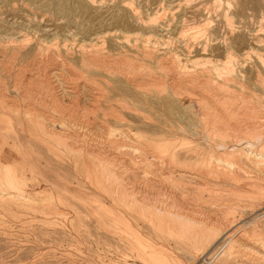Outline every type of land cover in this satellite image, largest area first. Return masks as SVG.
Here are the masks:
<instances>
[{"label": "rangeland", "instance_id": "rangeland-1", "mask_svg": "<svg viewBox=\"0 0 264 264\" xmlns=\"http://www.w3.org/2000/svg\"><path fill=\"white\" fill-rule=\"evenodd\" d=\"M250 5L253 6L250 7ZM262 13L264 14V0H0V98H2L0 100V138L4 139L6 147L10 150V155L13 157L15 155L19 161L22 158L26 160V164L23 165L24 162H22L19 166L20 170L23 166L25 167L26 177V179L21 180V192L24 190V195L27 196H41L39 197L41 201L30 203V205L21 201L20 205L14 208V215L10 212H5V215L0 216V264H164L157 258L158 261L154 262V260L147 258V255H143L141 248L142 246H147L146 240H151L154 248L159 253H168L167 255L170 258L168 264H190L187 261V256L189 253L196 252L192 245L181 240L183 247L179 242L180 237L177 231L172 233L164 231L162 234L155 225H151L155 222L149 221V217L155 216L153 211L144 214V212L137 209L136 213H131L127 203H119V199L122 200L119 195L125 198L130 194L141 198L145 196L144 201L163 202V204L173 203L177 206L179 203L177 201L178 198H173V200L171 198L175 194L174 188H176L178 192H183V198H186L188 204H190L189 207H193L195 206L194 201H192L193 188L197 184L187 181L174 182L172 183L173 185L164 184L161 169L165 157L162 159L155 158L156 160L148 158L149 150L146 151V149L141 148L142 150L135 151L130 147V142H124L121 139L116 140L117 145L115 146L117 149H112L113 151L111 150V152L108 148H104L105 145L100 146V141L103 140H98V137L100 136L99 138H101L103 135L102 138L108 137V134L112 131H118L117 133L122 136L128 131L132 134L133 131L130 132L131 129L137 130L136 133L140 134L142 132L138 129L142 128L159 132L163 135L173 134L175 137L178 136V138L187 136L189 140L196 141L197 135L204 131L198 127L194 111L199 109L198 103L200 107L205 105L203 107L205 109L206 104L209 102L207 106L212 104L210 107L213 105L215 107L212 109L213 111L215 110L213 112L214 116H212L213 113H210L211 108H207L212 116L210 125L219 123L217 124L218 127L222 128L223 116L227 113V108L224 106L233 105L236 108L243 106V104L255 106L250 111V118L245 115L244 117L239 112H237L238 115L235 113L237 116L232 115V123H235L234 125L240 123L238 125L241 126V124L243 125L246 122L249 125L264 124V29L261 30L260 28V15ZM126 35L128 38L125 37ZM238 41H241L242 44ZM146 47L147 49H145ZM224 47H227V49ZM143 49L145 50L144 53ZM242 50L244 51L242 52ZM88 55L103 61L109 66L113 65L111 67L113 70L115 69V72L121 70V68L125 70L124 68L129 67V69H126L128 70L127 72L131 74L135 72L136 77L140 78L141 82L148 80L151 74V82L155 81L156 78L160 79L163 77L161 79L164 80L163 82L167 83L169 81L170 83L171 80H168V78L171 77V73H175L174 76H176L177 81H180L178 83L180 88L178 87L177 91L181 93L182 90H186L185 92L182 91L181 95L176 92L180 96L174 95L172 91L171 94L166 93L169 92V88L168 90L166 88L167 91L164 92L163 88H157L156 86L151 88L145 86L139 90L132 89L130 96H118L116 92L112 91L109 94H105L106 96L110 95L112 100H106V97L101 98L99 102L101 105L96 104L94 106V104H89V100L85 96L91 97L92 94L88 89L82 87L84 86V80L87 81L91 78L92 82L90 79L88 81L89 85L93 86L95 84L96 86L93 87H97L103 80L107 81V79L111 78L110 76L113 74L103 70L98 71L88 65L85 67L82 60L86 61ZM103 56L105 57L104 59ZM171 57H173V63L170 62ZM199 57L201 59L199 60L200 62H198ZM215 59H219L223 63L217 62ZM261 59L263 60L262 62ZM64 60L67 62V66ZM228 60H232V70L224 69L226 67L225 62ZM244 62L246 65H244ZM258 63L259 65L257 66ZM117 66L120 68L117 69ZM135 66L139 68L136 67L134 69ZM220 67L223 69L221 70ZM239 67H242L243 70L239 69ZM164 69L169 70L165 72L166 70L163 71ZM214 69L218 71L216 70V72ZM258 69L260 72H257ZM244 71H247L246 74ZM189 72L190 75L192 74L191 76ZM247 73H251V76ZM180 74L181 77H179ZM224 74L226 75L225 77ZM19 81L21 82L19 83ZM192 81L195 83H192ZM214 81L216 83L211 84ZM45 82L46 84H44ZM110 83L112 84L113 82L110 81ZM21 86L23 89H21ZM246 86H248L247 89ZM43 87H46V89ZM187 89L188 92L191 91L190 94H193L192 96L189 95L188 97ZM211 89L214 90L211 91ZM186 92L187 94H185ZM54 96L62 97L63 103L61 102L58 105L53 103L52 105L49 100L51 101L50 97ZM198 96L199 99L197 98ZM222 96L223 98L224 96L230 98L229 104H224ZM44 97L47 98L45 99ZM248 97L249 99H246ZM201 98L203 99L200 100ZM204 99L206 100L204 101ZM125 100L127 103L131 102L132 104L121 103L125 102ZM193 101L196 102L198 107L193 106L195 104ZM111 103L112 105H110ZM163 104H174L175 107L171 112ZM177 105L178 108H182L178 109ZM90 108L91 111H88ZM106 108H109L108 110L110 111ZM27 109L30 110L28 111ZM54 110L57 111L55 112ZM26 111L32 115L26 116ZM135 111H138L137 114ZM186 113L188 116L185 115ZM38 115L43 117H38ZM104 115H107V117ZM255 116H258L259 119H253ZM45 117L49 120L43 119ZM118 117L122 119L117 120L119 119ZM185 117L186 119H184ZM30 118L31 121H28ZM104 118H108V122ZM123 118L126 119L123 121ZM24 119L25 121H23ZM171 120L172 123H170ZM212 120L213 122H211ZM52 121L54 123L57 122L55 124L59 123V125L61 123L66 124L65 127L72 129L71 131L75 137L78 136L77 143L79 147L74 148L75 151H70L69 147L65 149L63 146L66 143L61 141L60 146H62L63 150L60 152L58 150V141H50L44 137V128L53 123ZM40 123L43 124L40 125ZM111 126L112 128H109ZM180 127L184 131L182 129L181 131ZM172 129L174 131L170 134ZM209 129L211 130V128ZM82 146H86V149L94 148L101 151L100 157L102 160H99V165L94 164L91 159H87L86 154H80L82 152L81 149H83ZM108 150L110 153H108ZM178 152H180L178 157H167L166 161L174 165L177 163L176 165L179 167L183 168L184 166L185 168L188 165L184 163L186 162L184 156L187 153L185 149H180ZM213 154L215 156L219 155L220 151H215ZM68 156L69 158H67ZM112 157L116 160L114 159L115 163L111 164L115 165L113 167L108 166L105 171L102 165L109 163V158L112 159ZM194 158H196V155H194ZM189 166L195 170L198 169V171L204 169L195 163ZM122 176H125V179ZM107 177L112 181L107 179ZM195 180L201 184L205 183L200 178H195ZM113 182L115 183L114 185H112ZM130 185L132 186L129 187ZM133 187L134 189H132ZM122 188L126 189L123 190ZM155 188L159 192L155 191ZM43 189H46L47 192L43 193ZM51 192L56 195L55 200H53L54 198L51 199L53 203L46 196ZM191 194L192 196L189 197ZM201 202L207 211L217 208L216 214L220 216L228 215L224 213L226 208L224 204L220 206L218 205L219 202H215V205H217L213 206L214 203L207 199H202ZM256 206L254 207L256 211H264L262 203ZM99 211L102 212L103 216L99 214ZM242 217V221L244 219L246 221L251 220L252 214L246 213ZM116 219H121L123 223L134 225L131 229L141 235V246L135 245V250H132L134 244H126L128 237H121V242L118 236L112 235L110 231L107 233L103 227L99 228ZM41 221L47 223L43 224ZM71 221L74 222V226L70 225ZM134 223L138 224V226ZM93 232L96 233L94 234ZM100 235L101 238L98 237ZM185 243L186 246L188 245V249ZM181 247L182 249H180ZM141 256L144 258H141ZM172 257H175V259H171ZM206 257L207 255L199 257L198 264L203 262L209 264ZM112 261L115 262L112 263ZM191 264L197 263L195 261Z\"/></svg>", "mask_w": 264, "mask_h": 264}, {"label": "bare ground", "instance_id": "bare-ground-1", "mask_svg": "<svg viewBox=\"0 0 264 264\" xmlns=\"http://www.w3.org/2000/svg\"><path fill=\"white\" fill-rule=\"evenodd\" d=\"M251 1V0H250ZM247 2V1H246ZM255 3V2H254ZM84 5V4H82ZM238 5V4H237ZM253 5H250V7H252ZM236 8V7H235ZM230 9V8H229ZM130 10V9H129ZM256 10V9H255ZM254 11V10H253ZM258 12L260 13V11L258 10ZM257 12V13H258ZM239 14L241 15V13L239 12ZM250 14V13H249ZM124 17V16H123ZM243 18V17H242ZM260 28L261 30L264 29V14L262 13L260 15ZM119 19V18H118ZM130 20V19H129ZM197 35V34H196ZM126 38H128V36H125ZM173 38V37H172ZM188 38V37H187ZM196 38V37H195ZM211 38V37H210ZM256 38V37H255ZM197 39V38H196ZM29 40V39H28ZM195 40V39H194ZM259 40V39H258ZM24 41H26L24 39ZM158 41V39H157ZM196 41V40H195ZM206 41V39H205ZM204 41V42H205ZM228 41V40H227ZM231 41V40H230ZM257 41V40H256ZM255 41V42H256ZM169 42V41H168ZM241 42V41H238ZM260 42V41H259ZM164 43V42H163ZM244 43V42H243ZM247 43V42H246ZM172 44V43H171ZM197 44V43H196ZM231 44V43H230ZM242 44V42L240 43ZM245 44V43H244ZM255 44V43H254ZM253 44V45H254ZM165 45V44H164ZM214 45V44H213ZM226 45V44H225ZM224 45V46H225ZM247 45V44H246ZM148 46V45H147ZM203 46V45H202ZM205 46V44H204ZM203 46V47H204ZM248 46V45H247ZM6 47V46H4ZM16 47V46H15ZM14 47V49L16 50V48ZM98 47V46H97ZM145 47V44H144ZM200 47V46H199ZM207 47V46H206ZM205 47V48H206ZM235 47V45H234ZM253 47V46H252ZM1 48V46H0ZM227 49V47H224ZM232 48V46H231ZM236 48V47H235ZM234 48V49H235ZM147 49V47L145 48ZM155 49V48H154ZM190 49V48H189ZM225 49V50H226ZM239 49V48H238ZM254 49V48H253ZM252 49V50H253ZM7 50V49H6ZM14 50V51H15ZM86 50V49H85ZM144 50V49H143ZM142 50V51H143ZM169 50V49H168ZM177 50V49H176ZM200 50V49H199ZM204 50V49H203ZM207 50V48H206ZM224 50V51H225ZM251 50V51H252ZM179 51V50H178ZM208 51V50H207ZM227 51V50H226ZM244 50H242L243 52ZM246 51V50H245ZM248 51V50H247ZM250 51V50H249ZM145 52V50L143 51V53ZM147 52V51H146ZM191 52V51H190ZM200 52V51H199ZM255 52V50H254ZM234 53V52H233ZM247 53V52H245ZM250 53V52H249ZM253 53V52H252ZM257 54H259L256 51ZM93 54V53H92ZM98 54V53H97ZM169 54V53H168ZM178 54V53H177ZM194 54V53H193ZM244 54V53H243ZM251 54V53H250ZM3 55V54H2ZM148 55V54H147ZM145 55V56H147ZM175 55V54H174ZM226 55V54H225ZM260 55L262 56V54L260 53ZM247 56V55H246ZM245 56V57H246ZM249 56V55H248ZM253 56V55H251ZM97 57V56H96ZM108 57V56H107ZM119 57V56H118ZM166 57H168L166 55ZM178 56L176 55V58ZM242 57V56H241ZM99 58V57H98ZM105 57L103 56V59ZM173 57H171L170 62H174V60H172ZM102 59V58H101ZM102 59V60H103ZM120 59V58H119ZM164 59V58H163ZM168 59V58H167ZM178 59V58H177ZM211 59V58H210ZM240 59V57H239ZM238 59V60H239ZM241 59H245V58H241ZM52 60V59H51ZM106 60V59H105ZM131 60V59H130ZM162 60V59H161ZM169 60V59H168ZM199 60L200 57L198 58V62H200ZM208 60V59H207ZM166 61V59H165ZM164 61V62H165ZM197 61V60H196ZM206 61V59H205ZM209 61V60H208ZM215 61H219L215 59ZM235 61V60H234ZM257 61V60H256ZM263 60L261 59V62ZM125 62V61H124ZM134 62V61H133ZM168 61V63H170ZM176 62V60H175ZM220 63L223 61H219ZM64 63L67 66V62L64 60ZM82 63L85 65V67H87L86 65H88L91 68L97 69L98 71L103 70V71H107L111 75L109 79H107V81L103 80L101 82V84H98L97 87H93L96 86L95 84L89 85L90 83H88L89 80L85 81L84 80V86H82L85 89H88L91 92V97L87 96V99L89 100V104H94V106L97 104H99V102L101 101V98H105L106 100H112V97L110 95L106 96L105 94H109L112 91L116 92L118 96H130L131 95V91L132 89L135 90H139V89H143V87L147 86V87H159V88H163L164 92L168 90L169 88V92L166 93H170L171 91L174 92V95H181L183 92H185V90L181 91V93H179V91H177V88L180 86H178V82L176 76H174L175 73H171V79L168 78V80H171L170 83L169 81L167 82L168 85H166V82H163L164 80H161L162 78H156V80L153 82H151V72L149 73V78L148 80L145 81H140L136 76L135 72L129 73L127 72L128 70H126L127 68L129 69V67L124 68L125 70H122L123 68H121V70H118L115 72V69L113 70L111 66H109L108 64H105L103 61L98 60L93 58L91 55H88L86 57V61L82 60ZM113 63V62H112ZM166 63V62H165ZM203 63V62H202ZM206 63V62H205ZM209 63V62H208ZM226 63V67H224V69H228V70H232V60H228ZM242 63V62H241ZM5 64V63H3ZM82 64V66H83ZM201 64V63H200ZM264 64V62H263ZM8 65V64H7ZM123 65V64H122ZM134 65V64H132ZM163 65V64H162ZM166 65V64H165ZM164 65V66H165ZM170 65V64H169ZM206 65V64H205ZM210 65V63H209ZM211 65H212V59H211ZM210 65V66H211ZM244 65L245 62H244ZM254 65V64H253ZM259 65V63L257 64V66ZM115 66V65H114ZM163 66V67H164ZM171 66V65H170ZM174 66V65H173ZM197 66H199L197 64ZM213 66V65H212ZM220 66V65H218ZM223 66V65H222ZM256 66V67H257ZM88 67V68H89ZM126 67V66H125ZM137 66L134 67V69ZM141 67V66H140ZM159 67V66H158ZM161 67V65H160ZM167 67V66H166ZM183 67V66H181ZM203 67V66H202ZM243 67V66H242ZM242 67H239V69H242ZM115 68V67H114ZM117 69L120 67H116ZM139 68V67H137ZM162 68V67H161ZM165 68V67H164ZM168 68V67H167ZM170 68V67H169ZM172 68V67H171ZM175 68H177L175 66ZM185 68V66H184ZM213 68V67H212ZM217 68V65H216ZM221 70L223 69L222 67H220ZM263 68V67H262ZM69 69V68H68ZM72 69V68H71ZM174 69V67H173ZM180 69V68H179ZM202 69V68H201ZM251 69V68H250ZM249 69V70H250ZM44 70V69H43ZM87 70V69H86ZM133 70V69H132ZM142 70V69H141ZM161 70V69H160ZM166 69H164L163 71H165ZM169 70V69H167ZM167 70L165 72H167ZM171 70V69H170ZM175 70V69H174ZM186 70V69H185ZM205 70V68H204ZM215 70V69H214ZM217 70V69H216ZM215 70V71H216ZM246 70V69H245ZM248 70V69H247ZM264 70V69H263ZM50 71V70H49ZM63 71V70H62ZM67 71V69H66ZM131 71V70H130ZM134 71V70H133ZM136 71V70H135ZM180 71V70H179ZM214 71V72H215ZM218 71V70H217ZM216 71V72H217ZM253 71V70H252ZM140 72V71H139ZM175 72V71H174ZM183 72V71H182ZM186 72V71H185ZM203 72V71H202ZM228 72V71H227ZM235 72V71H234ZM243 72V71H242ZM245 72V71H244ZM247 72V71H246ZM245 72V74H246ZM257 72H260L259 69L257 70ZM68 73V72H67ZM135 76H134V74ZM142 73H144L142 71ZM192 73V72H191ZM195 73V72H194ZM206 73V72H205ZM219 73V72H218ZM225 73V72H224ZM229 73V72H228ZM238 73V72H237ZM252 73V72H251ZM250 73V74H251ZM254 73V71H253ZM91 74V73H90ZM98 74V73H95ZM105 74V73H104ZM183 74V73H181ZM181 74L179 77H181ZM188 74V72H187ZM216 74V73H215ZM248 74V73H247ZM248 74V75H250ZM262 74V73H260ZM40 75V74H39ZM50 75V74H49ZM94 75V74H93ZM148 75V73H147ZM166 75V74H165ZM169 75V74H168ZM185 75V74H184ZM190 75V72H189ZM192 75V74H191ZM190 75V76H191ZM229 75V74H228ZM232 75V74H231ZM139 76V75H138ZM160 76V75H159ZM213 76V74H212ZM217 76V75H216ZM226 75L224 74V77ZM251 76V75H250ZM85 77V76H84ZM83 77V78H84ZM141 77V76H140ZM155 77V76H154ZM178 77V78H179ZM194 77V75H193ZM197 77V76H196ZM254 77V76H253ZM88 78V77H87ZM184 78V77H183ZM186 78V76H185ZM191 78V77H190ZM250 78V77H248ZM102 79V78H101ZM196 79V78H195ZM235 79V78H234ZM252 79V78H251ZM260 79V78H259ZM258 79V80H259ZM264 79V78H263ZM51 80V79H50ZM144 80V79H143ZM189 80V79H188ZM197 80V79H196ZM210 80V79H209ZM236 80V79H235ZM250 80V79H249ZM23 81V80H22ZM55 81V80H54ZM110 81H112L113 83L111 84ZM167 81V80H166ZM187 81V80H186ZM185 81V82H186ZM190 81V80H189ZM216 81V79H215ZM211 82V84L216 83V82ZM239 81V80H238ZM21 81H19L20 83ZM27 82V81H26ZM49 82V81H48ZM52 82V81H51ZM92 82V79H91ZM95 82V81H94ZM97 82V80H96ZM198 82V81H197ZM206 82V81H205ZM210 83V81H208ZM232 82V81H231ZM256 82V81H255ZM188 83V82H187ZM191 83V82H189ZM192 83H195L192 81ZM228 83V82H227ZM236 83V82H235ZM250 83V82H249ZM15 84V83H14ZM25 84V83H24ZM46 84V82L44 83ZM97 84V83H96ZM210 84V85H211ZM219 84V83H218ZM234 84V83H233ZM16 85V84H15ZM22 85V84H21ZM27 85V84H26ZM181 85V84H180ZM206 85V84H205ZM209 85V84H208ZM207 85V86H208ZM215 85V84H214ZM221 85V84H220ZM229 85V83H228ZM231 85V84H230ZM28 86V85H27ZM51 86V85H50ZM196 86V85H195ZM194 86V87H195ZM213 86V85H212ZM224 86V85H223ZM17 87V86H16ZM22 87V86H21ZM187 87V86H186ZM193 87V88H194ZM210 87V86H209ZM216 87V86H215ZM221 87V86H220ZM228 87V86H225ZM237 87V86H236ZM46 89V87H43ZM167 88V90H166ZM182 88V87H181ZM211 88V87H210ZM218 88V87H217ZM248 88V86H246V89ZM23 89V87L21 88ZM27 89V88H25ZM48 89V86H47ZM53 89V88H52ZM190 89V88H189ZM224 89V88H222ZM44 90V89H43ZM50 90V89H49ZM54 90V89H53ZM62 90V89H61ZM87 90V91H88ZM179 90V89H178ZM209 90V88H208ZM214 90V89H213ZM211 89V91H213ZM1 91V90H0ZM4 91V90H3ZM29 91V90H28ZM26 91V92H28ZM52 91V90H51ZM55 91V90H54ZM83 91V90H82ZM257 91V90H256ZM25 92V91H24ZM23 92V93H24ZM48 92V91H47ZM176 92H178L179 94H176ZM188 92V89H187ZM187 92L185 94H187ZM196 92V91H193ZM14 93H16L14 91ZM147 93V92H145ZM153 93V92H152ZM188 97L189 95L192 96L190 92H188ZM223 93V91H222ZM235 93V92H234ZM30 94V93H29ZM58 94V92H57ZM89 94V93H88ZM167 94V95H168ZM195 94V93H194ZM200 94V93H199ZM198 94V95H199ZM237 94V93H236ZM3 95V94H2ZM22 95V94H20ZM28 95V94H27ZM44 95H46L44 93ZM56 95V94H55ZM75 95V94H74ZM82 95V94H81ZM136 95V94H135ZM179 95V96H180ZM197 95V94H196ZM201 95V94H200ZM207 95V94H206ZM225 95V94H224ZM227 95V94H226ZM245 95V94H244ZM19 96V95H17ZM52 96V95H51ZM153 96V95H152ZM155 96V95H154ZM173 96V95H172ZM230 96V95H229ZM9 97V96H8ZM27 97V96H26ZM42 97V96H41ZM85 97V98H86ZM114 97V95H113ZM158 97V96H156ZM167 97V96H166ZM195 97V96H194ZM201 97V96H200ZM205 97V96H203ZM213 97V96H212ZM246 97V95H245ZM6 98V97H5ZM23 98V97H22ZM32 98V97H31ZM43 98V97H42ZM45 99L47 97H44ZM51 101L49 100V102H51V104H59L62 102V97H50ZM177 98V96H176ZM181 99V97H179ZM199 99V96L197 97ZM207 98V97H206ZM223 98V96H222ZM236 98V97H235ZM11 99V98H9ZM28 99V98H27ZM26 99V100H27ZM64 99V98H63ZM179 99V100H180ZM189 99V98H188ZM193 99V98H192ZM191 99V100H192ZM203 98H201L200 100H202ZM209 99V98H207ZM216 99V96H215ZM214 99V100H215ZM221 99V98H219ZM229 99L230 98H226L224 96L223 101L224 104H229ZM246 99H249L246 98ZM0 100H2V98H0ZM25 100V102H26ZM29 100V99H28ZM123 100V99H122ZM184 100V99H183ZM206 99H204L205 101ZM210 100V99H209ZM7 101V100H6ZM14 101V100H13ZM139 101V100H138ZM141 101V100H140ZM203 101V102H204ZM232 101V100H231ZM24 102V104H25ZM45 102V101H43ZM48 102V101H46ZM180 102V101H179ZM184 102V101H183ZM196 102H198L196 100ZM196 102L193 101V103H195L193 106H197ZM201 102V101H199ZM250 102V101H249ZM248 102V103H249ZM6 103V102H3ZM18 103V102H16ZM15 103V104H16ZM42 103V102H41ZM63 103V102H62ZM88 103V102H87ZM123 104H132L131 102H128L125 100V102H121ZM181 103V102H180ZM185 103V102H184ZM210 103V102H209ZM207 103V104H209ZM221 103V102H220ZM243 103V101H242ZM245 103V102H244ZM46 104V103H44ZM50 104V105H51ZM109 104V103H108ZM119 104V103H118ZM205 104V103H204ZM201 104V105H204ZM206 104V108L204 109L203 107L205 106H201L199 105V109H197V111H194V116L196 119V123L198 125L199 128H201V130H203V133H199L197 135V139L196 141L193 140H189V138L183 137L182 138H178V133H177V137H175L172 132L174 131L173 129L171 130L170 134L172 135H163L160 134L159 132H154V131H150L147 129H138L140 132L142 133H136L137 130H130V132L133 131V133H129L126 132L125 134H123V136L121 134H118L116 131L115 132H110L108 134V137L105 138H99L98 140L101 139L103 141H100V146L101 145H105L104 148L105 149H109L110 151L116 150L117 147L115 145H117L116 140L118 141V139L123 140L124 142H130V147L133 148V150L137 151L142 149H146L149 150V155L148 158H160L162 159L163 157H165V161L163 162V167L161 169L162 171V181L164 184H169V185H173L172 183L174 182H178V181H187V182H195L197 185L196 187L194 186L193 188V196L192 194L189 197H193L192 201H194L195 206L193 207H189L190 204H188V201L186 200V198L184 197L183 192H178V190L176 188H174V195L171 197L172 200L173 198H178V205L176 206L173 203H166L163 204L162 203H157L156 201L153 202H148V201H144L145 200V196L141 197H137L134 196L133 194H130L129 196L127 195V197H123L121 195H119V203H127L130 207L131 213H136L137 209L141 210L142 212L145 213H150L151 211H153V217H149V221H155L154 223H152L151 225H155L156 228L159 229V231L163 234L164 231L165 232H175L177 231L178 236L180 237V243L181 240L183 242H186L189 245H192L193 248L195 249V253H189L187 256V261L191 263L195 262L198 264V259L199 257H204L207 255L206 260L209 262V264H264V211L260 212L259 210L256 211V209L254 208L257 204H261L262 206H264V124H259L256 123L258 125L252 124L249 125L247 124V122L243 125L238 123L236 125H234L232 123L233 118L232 115H238L237 112L242 113L243 116H247L250 118V111L252 108H254L255 105L250 106L247 104H243V106H239V107H234L233 105L231 106H227L225 105L224 107L227 108V113L226 115L224 114L223 118L224 120H222V124L223 127L219 128L216 123V125L212 124L210 125V120L212 119V116H214V111L212 109H214V105L212 107L207 106ZM234 104V103H232ZM240 104V103H238ZM5 105V104H3ZM9 105V104H7ZM14 105V104H12ZM18 105V104H17ZM101 105V104H99ZM104 106V104H102ZM112 105V103L110 104ZM164 106H166L167 108H169V110L172 112L173 108L175 107L174 104H163ZM184 105V104H183ZM218 104H216L217 106ZM242 105V104H241ZM261 105V104H260ZM259 105V106H260ZM23 106V105H22ZM29 106V105H28ZM65 106V105H64ZM93 106V107H94ZM114 106V105H113ZM121 106V105H120ZM134 106V105H133ZM181 106V105H180ZM189 106V104H188ZM192 106V107H193ZM223 106V104H222ZM11 107V105H10ZM19 107V106H18ZM31 107V106H29ZM54 107V106H53ZM62 107V106H61ZM87 107V106H86ZM92 107V105H91ZM99 107V106H98ZM119 107V106H118ZM185 107V106H184ZM198 107V106H197ZM214 107V108H213ZM219 107V105L217 106ZM230 107V108H229ZM261 107V106H260ZM264 107V106H263ZM24 108V107H23ZM52 108V106H51ZM60 108V107H59ZM122 108V107H121ZM160 108V107H159ZM178 108V105H177ZM182 108V107H179ZM178 108V109H179ZM186 108V107H185ZM208 109H210V113H213V115L211 116L210 113L208 112ZM256 108V107H255ZM11 109V108H9ZM16 109V108H15ZM31 109V108H30ZM29 109V110H30ZM34 109V108H33ZM56 109V108H55ZM71 109V107H70ZM76 109V108H75ZM102 109V108H101ZM107 110L109 108H106ZM114 109V108H113ZM229 109V110H228ZM257 109V108H256ZM23 110V109H22ZM28 110V109H27ZM28 110V111H29ZM40 110V109H38ZM124 110V109H123ZM137 110V109H136ZM139 110V109H138ZM225 110V109H224ZM254 110V109H253ZM252 110V111H253ZM260 110V109H259ZM25 111V110H24ZM55 112L57 110H54ZM88 111H91L88 109ZM93 111V110H92ZM110 111V110H108ZM107 111V112H108ZM113 111V110H112ZM115 111V110H114ZM177 111V110H176ZM181 111V110H180ZM193 111V110H192ZM219 111V110H218ZM4 112V111H3ZM19 112V111H17ZM61 112H63L61 110ZM76 112V111H75ZM94 112V111H93ZM138 111H135V113L137 114ZM234 112V113H233ZM256 112V111H255ZM54 113V112H53ZM84 113V112H83ZM106 113V112H105ZM104 113V114H105ZM112 113V112H111ZM134 113V114H135ZM178 113V112H177ZM180 113V112H179ZM219 113V112H218ZM218 113H216L218 115ZM236 113V114H235ZM26 116L27 115H32L30 112H25ZM46 114V113H44ZM76 114V113H75ZM110 114V113H109ZM118 114V113H117ZM142 114V113H141ZM181 114V113H180ZM179 114V115H180ZM43 115V113H42ZM42 115H38V117H43ZM57 115V114H55ZM59 115V113H58ZM73 115V114H72ZM112 115V114H111ZM115 115V114H114ZM143 115V114H142ZM151 115V114H150ZM154 115H156L154 113ZM178 115V114H177ZM186 116L187 113L185 114ZM236 115V116H237ZM257 115V114H256ZM260 115V114H259ZM60 116V115H59ZM63 116V115H62ZM61 116V118H62ZM107 117V115H104ZM118 116V115H117ZM158 116V115H157ZM183 116V115H182ZM216 116V115H215ZM219 116H221L219 114ZM244 116V117H245ZM48 117V116H47ZM47 117L43 118L46 120H49ZM109 117V116H108ZM112 117V116H111ZM139 117V116H138ZM151 117V116H150ZM181 117V116H180ZM191 117V116H190ZM217 117V116H216ZM264 117V116H263ZM64 118V117H63ZM119 118V117H118ZM179 118V117H178ZM188 118V117H187ZM220 118V117H219ZM236 118V117H235ZM252 118V117H251ZM69 119V116H68ZM74 119V118H72ZM122 118H119L117 120H121ZM126 119V118H125ZM123 118V121L125 120ZM149 119V118H148ZM169 119H171V117H169ZM186 119V117L184 118ZM241 119V118H240ZM244 120V118H242ZM253 119H259L258 116H255ZM262 119V118H261ZM45 120V121H46ZM104 120L106 122H108V118H104ZM114 120V119H113ZM116 120V121H117ZM129 120V119H128ZM160 120V119H159ZM179 120V119H178ZM213 120H215L213 118ZM213 120L211 122H213ZM221 120V119H220ZM238 120V119H237ZM25 121V119L23 120ZM31 121V118L28 120ZM54 121V120H53ZM52 121V122H53ZM180 121V120H179ZM216 121V120H215ZM218 121V120H217ZM235 121V120H234ZM241 121V120H240ZM255 121V120H254ZM49 122V121H48ZM75 122V121H74ZM73 122V123H74ZM128 122V121H127ZM126 122V123H127ZM131 122V121H130ZM181 122V121H180ZM179 122V123H180ZM220 122V121H219ZM244 122V121H243ZM258 122V120H257ZM38 123V122H36ZM44 123V122H43ZM43 123H40L43 124ZM57 123V122H55ZM50 123L49 126H47V128H44V137H46L48 140L50 141H58L57 144H59L58 146V150L61 152L62 146H60L61 141H64L66 143V145H64L63 147L66 149L67 147L70 148V151L74 150V148L79 147L78 142V136L75 137L73 135V132L68 129L67 127H65L64 124L61 123V125ZM69 123V122H68ZM72 123V124H73ZM147 123V122H146ZM170 123H172V120L170 121ZM169 123V124H170ZM178 123V124H179ZM182 123V122H181ZM95 124V123H94ZM128 124V123H127ZM251 124V123H250ZM38 125V124H37ZM132 125V124H129ZM180 125V124H179ZM185 125V123H184ZM183 125V127H184ZM39 126V125H38ZM37 126V127H38ZM74 126V125H73ZM90 126V125H89ZM104 126V125H103ZM88 127V126H87ZM82 128V127H81ZM91 128V127H90ZM109 128H112L109 127ZM129 128V127H128ZM211 128V130L209 129ZM36 129V128H35ZM84 129V128H83ZM182 128L180 127V130ZM193 129V127H192ZM195 129V128H194ZM41 130V129H40ZM103 130V129H102ZM184 131V129H182ZM181 130V131H182ZM197 130V127H196ZM200 130V131H201ZM106 131V130H105ZM110 131V130H109ZM108 131V132H109ZM41 132V131H40ZM124 132V131H122ZM180 132V131H179ZM210 132V133H209ZM41 134V133H40ZM175 134V133H174ZM185 134V133H182ZM181 134V135H182ZM189 134V132H188ZM76 135V134H75ZM180 135V136H181ZM152 136V137H151ZM189 136V135H188ZM95 141V140H94ZM198 141V142H197ZM89 144V143H88ZM126 144V143H123ZM122 145V144H121ZM128 145V144H126ZM87 146V145H86ZM86 146L83 147L82 152L80 153L81 155L86 154V157H88L87 159H91L92 162L95 164L100 163L99 160L101 159V151L100 150H96L94 148L92 149H86ZM94 146V145H93ZM92 146V147H93ZM98 146V145H97ZM102 147V146H101ZM113 147V148H112ZM85 148V149H84ZM97 148V147H96ZM100 148V147H99ZM80 150V148H78ZM141 149V150H142ZM180 149H185L186 151V155L184 156V160L188 165L183 166V168L179 167L178 165H176L177 163L174 164H170L168 161H166V158H175L178 157L180 155V152H178ZM78 150V151H79ZM108 150V151H109ZM112 150V151H113ZM220 151L219 155H214L213 152L215 151ZM9 148L6 147L4 139L0 138V216L5 215V212H10L13 215L14 213V208L18 205H20V202H26L27 204L30 205V203H35V202H39L41 201V199H39V197H41L40 195H35V196H27L24 195V190L23 192H21V186L20 184L22 183L21 180L26 179L25 177V167L23 166L22 169L20 170L19 166L21 165L22 162L23 165L26 164L25 163V158H22L21 161H19V159L17 157H14L12 155H10L9 153ZM65 151V150H64ZM75 151V150H74ZM110 151L108 153H110ZM111 151V152H112ZM63 152V151H62ZM106 152V151H105ZM145 152V151H144ZM65 153V152H64ZM67 153V151H66ZM78 153V152H77ZM117 153V152H116ZM142 153V152H141ZM106 154V153H105ZM113 154V153H112ZM147 154V153H146ZM196 155V158H194V155ZM216 154V153H215ZM218 154V153H217ZM66 155V154H65ZM142 155V154H141ZM103 156V155H102ZM117 156V155H116ZM79 157V156H78ZM109 157V156H108ZM118 157V156H117ZM69 158V156L67 157ZM82 158V157H81ZM107 158V157H106ZM147 158V159H148ZM115 159V158H114ZM114 159L112 157V159L109 158V163H105L102 165L103 168H105V171L107 169V167H113L115 164H111L114 162ZM144 159V158H143ZM146 159V160H147ZM155 159V160H156ZM159 159V161H160ZM30 160V159H29ZM116 160V159H115ZM133 160V159H132ZM195 160V161H194ZM74 161V159H73ZM77 161V160H76ZM90 161V160H89ZM104 161V160H103ZM194 161V162H193ZM106 162V161H105ZM91 163V161H90ZM104 163V162H103ZM115 163V162H114ZM151 163V162H150ZM160 163V162H159ZM195 163L196 165H200L201 168H204L201 171L195 170L194 168L190 167L189 165ZM41 164V163H40ZM149 164V163H148ZM154 164V161H153ZM38 165V164H37ZM90 165V164H89ZM128 165V164H127ZM162 165V164H161ZM35 166V165H34ZM49 167V166H48ZM161 167V166H160ZM36 168V167H35ZM38 168V167H37ZM93 168V166H92ZM91 168V169H92ZM96 168V166H95ZM94 168V169H95ZM192 168V169H191ZM200 168V169H201ZM77 169V168H76ZM81 169V168H80ZM93 170V169H92ZM91 170V171H92ZM96 170V169H95ZM104 171V170H102ZM126 171V170H125ZM159 171V170H158ZM110 172V171H109ZM112 173V172H111ZM113 175V174H112ZM118 175V174H117ZM123 175V174H122ZM111 176V175H110ZM126 176V175H125ZM124 176V177H125ZM130 176V174H129ZM109 177V176H108ZM107 179H110L108 178ZM123 177V176H122ZM123 177V178H124ZM112 178V177H111ZM115 178V175H114ZM129 178V177H127ZM195 178H200L201 180H204V184H201L199 182H197L195 180ZM47 179V178H46ZM125 179V178H124ZM123 179V180H124ZM97 180V179H96ZM106 180V179H105ZM111 180V179H110ZM48 181V180H47ZM50 181V180H49ZM112 181V180H111ZM110 181V182H111ZM118 181V180H117ZM120 181V180H119ZM122 181V180H121ZM128 181V180H127ZM161 181V182H162ZM134 182V181H133ZM147 182V181H146ZM107 183V182H106ZM131 183V182H130ZM145 183V182H144ZM151 183V182H150ZM115 183L113 182L112 185H114ZM120 184V183H119ZM125 184V183H123ZM133 184V183H132ZM138 184V183H137ZM193 184V183H192ZM27 185V184H26ZM135 185V184H134ZM151 185V184H150ZM153 185V184H152ZM121 186V185H120ZM132 185H130L129 187H131ZM124 187V186H123ZM150 187V186H149ZM154 187V186H153ZM108 188H110L108 186ZM107 188V189H108ZM151 188V187H150ZM184 188V187H183ZM187 188V187H186ZM112 189V188H111ZM123 189V188H122ZM126 188H124L123 190H125ZM134 189V187L132 188ZM157 191V188H155ZM44 190V191H43ZM43 193H46L47 190L43 189ZM63 190V189H62ZM116 190V189H115ZM115 190H113V192H115ZM130 190V189H129ZM160 190V189H159ZM162 190V188H161ZM164 190V189H163ZM167 190V189H166ZM170 190V189H169ZM180 190V189H179ZM188 190V189H187ZM34 191V190H33ZM106 191V190H105ZM149 191V190H148ZM151 191V190H150ZM154 191V190H153ZM112 192V191H111ZM159 192V191H157ZM167 192V191H166ZM178 192V193H177ZM119 193V192H118ZM170 193V192H169ZM188 193V192H187ZM121 194V193H120ZM129 194V193H128ZM160 195V193H159ZM187 195V194H186ZM47 197H49V199L51 200L52 198H54L53 200H55L56 195L51 192L48 195H46ZM72 196V195H71ZM161 196V195H160ZM176 196V197H175ZM179 196V197H177ZM182 197V198H181ZM187 197V196H186ZM197 197V198H194ZM159 198V197H158ZM46 199V198H45ZM130 199V200H129ZM202 199H207L210 202L214 203L213 206L215 205V202H219L218 205H226L225 208V215L226 213L228 215L226 216H220L218 214H216V209L214 208L212 210H206L203 203L201 202ZM58 200V199H57ZM129 200V202H127ZM191 200V199H190ZM43 201V200H42ZM52 201V200H51ZM49 201V202H51ZM115 201V199H114ZM113 201V203H114ZM48 202V203H49ZM53 203V201L51 202ZM59 203V202H58ZM175 203V202H174ZM227 203V204H225ZM55 204V203H54ZM52 205V204H51ZM116 205V204H115ZM212 205V204H211ZM126 206V205H125ZM260 206V205H259ZM257 207V206H256ZM263 208V207H262ZM93 209V208H92ZM259 209V208H258ZM219 210V209H218ZM261 210V209H260ZM140 211V212H141ZM52 213V211H50ZM101 214V216H103L102 212L99 211ZM221 212V211H220ZM219 212V213H220ZM260 212V213H259ZM57 213V212H56ZM222 213V214H224ZM246 213H250L252 214V218L251 220H245L242 221L243 219V215ZM55 214V212H54ZM12 215V216H13ZM11 216V217H12ZM105 216V215H104ZM151 216V215H150ZM9 217V216H6ZM245 217V216H244ZM1 218V217H0ZM14 218V217H13ZM18 218V217H17ZM76 218V217H75ZM136 218V217H135ZM146 219V218H145ZM46 221V220H45ZM136 221V220H135ZM40 222V221H39ZM49 222V221H48ZM41 223H43V221H41ZM45 223V222H44ZM43 223V224H44ZM47 223V222H46ZM45 223V224H46ZM56 223V222H55ZM76 223V222H75ZM10 224V223H9ZM26 224V223H24ZM52 224V223H51ZM57 224V223H56ZM136 226H138V224L134 223ZM53 225V224H52ZM71 226H74V222L71 221ZM132 226H134L133 224L129 225V223H123L121 222V219H116V220H112L111 223H106L102 226H100L99 228L103 227L104 230L109 233L108 231L111 232L112 235L118 236L119 240L121 241L122 238L125 236L127 239V243L126 244H131L133 243V249L135 250V245H139L141 246V235L139 234V232L131 229ZM47 227V226H46ZM49 229V228H47ZM46 229V230H47ZM121 232V233H120ZM94 233V232H93ZM96 233V232H95ZM94 233V234H95ZM180 234V235H179ZM169 236V235H168ZM95 237V236H94ZM101 238V235L98 236ZM122 237V238H121ZM124 237V238H125ZM170 237V236H169ZM29 238V236H28ZM95 239V238H94ZM98 239V238H97ZM102 240V239H101ZM95 241V240H94ZM99 242V241H98ZM122 242V241H121ZM147 243V246L143 247L142 246V251H143V255H147V258H150V260H154L158 261L161 260L164 264H168L169 261V255H167L168 253L164 252V254H161L157 251L156 248H154L152 241L151 240H146L145 241ZM93 243V242H92ZM185 243V246H186ZM182 244V243H181ZM84 245V244H83ZM183 245V244H182ZM86 246V245H85ZM84 246V247H85ZM72 247V246H71ZM184 247V245H183ZM188 249V245L186 246ZM100 248V247H99ZM115 248V247H114ZM107 249V248H106ZM182 249V247L180 248ZM186 249V248H185ZM184 249V251H185ZM190 250V249H189ZM188 250V251H189ZM73 251V250H71ZM124 251V250H123ZM183 251V250H181ZM202 251V252H201ZM125 252V251H124ZM136 252V251H135ZM74 253V252H73ZM109 253V252H108ZM119 253V252H118ZM185 253V252H184ZM115 255H117L115 253ZM125 255V254H123ZM144 255V256H145ZM200 255V256H199ZM110 256V255H109ZM121 256V255H119ZM126 256V255H125ZM186 256V255H185ZM127 257V256H126ZM120 258V257H119ZM140 258V257H139ZM141 258H144L143 256H141ZM158 260H157V259ZM181 258V257H180ZM186 258V257H185ZM134 259V258H133ZM171 259H175V257L171 258ZM186 260V259H185ZM203 260V259H202ZM111 261V260H110ZM144 261V260H143ZM115 261H112V263ZM175 262V261H174ZM187 262V263H188ZM126 263V262H125ZM128 263V262H127ZM179 263V262H178ZM142 264V263H141ZM182 264V263H181ZM200 264V263H199ZM202 264H205L204 262Z\"/></svg>", "mask_w": 264, "mask_h": 264}]
</instances>
